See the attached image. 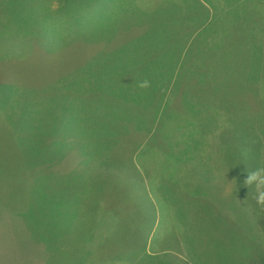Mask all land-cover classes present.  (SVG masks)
I'll return each mask as SVG.
<instances>
[{"label": "rangeland", "instance_id": "374dc122", "mask_svg": "<svg viewBox=\"0 0 264 264\" xmlns=\"http://www.w3.org/2000/svg\"><path fill=\"white\" fill-rule=\"evenodd\" d=\"M0 119V264H264V0H0Z\"/></svg>", "mask_w": 264, "mask_h": 264}, {"label": "trees", "instance_id": "16d2710c", "mask_svg": "<svg viewBox=\"0 0 264 264\" xmlns=\"http://www.w3.org/2000/svg\"><path fill=\"white\" fill-rule=\"evenodd\" d=\"M0 123L2 124V120L0 119ZM70 130V128L67 126V125H65V124H63V125H61V127L59 128V132H57V141L56 142H58L59 144H62L63 145V148H62V153L60 152V155H67V153L69 152V151H71V149H73V147H72V143L71 144H69L70 142H68L69 141V139L67 138L68 136H70V134H69V131ZM67 138V139H66ZM83 149H84V151H85V153H87L88 152V154H92V148L90 147V146H85V148L84 147H82ZM82 150V149H81ZM87 150V151H86ZM55 152H57V151H55ZM84 153V154H85ZM87 154V155H88ZM88 158V157H87ZM92 163H94V161H92ZM99 169H100V167H99ZM147 171H149V170H147ZM76 181V180H75ZM77 182L78 181H76V184H77ZM51 185V184H50ZM79 186V185H78ZM36 196H41V201H43V203H48L47 205H49L51 208V215H52V212H53V210H52V206H56V205H54V203H53V199L55 198L57 201L59 200V198H61V200H60V202H65L66 204H68V206H70L71 205V200H68L67 201V198H66V192H62V193H46V190H44V189H42V193H39V190L37 191V194H36ZM72 198V197H71ZM96 202V201H95ZM101 204V203H100ZM100 204H94V208L95 209H97L98 207H99V205ZM52 205V206H51ZM57 206H59V204L57 205ZM45 208V207H44ZM77 211H80V213H81V215H80V218H81V216H82V218H83V213H82V211H81V209H79V210H77ZM89 219H90V221H89V223L90 222H94L93 221V219L89 216ZM55 223V226L57 227V222L55 221L54 222ZM80 224V223H79ZM67 224H65V222H63L62 224H61V227L59 228V230L61 229V228H64V227H67L66 226ZM96 225V224H95ZM98 226V225H97ZM136 227L137 226H132V224H125L124 226H123V231L122 232H126L125 233V237L124 236H121V240L120 241H116V240H112V241H108L110 244H107V243H104V241H103V243H100L99 245H103V244H106L107 245V251H105V252H103V253H105V254H107V256H103V254H102V252H100L99 251V249H100V246H98L99 248H98V251H97V253L96 254H98L99 256L101 255V256H103L104 258V260H107V258L108 257H110V256H114L119 250H120V244H118V247H116L115 246V244H117L118 242L119 243H121L122 241H125L126 239H128V237H129V235L130 234H136V231H137V229H136ZM91 229L93 230L94 229V227H91ZM57 233L59 234V231L57 230ZM92 255H95V253L94 254H92Z\"/></svg>", "mask_w": 264, "mask_h": 264}, {"label": "crops", "instance_id": "0c3cea01", "mask_svg": "<svg viewBox=\"0 0 264 264\" xmlns=\"http://www.w3.org/2000/svg\"><path fill=\"white\" fill-rule=\"evenodd\" d=\"M219 121H218V129H217V133L219 134V129H220V127H219ZM156 160H155V164H156V170L158 171V177L160 176L161 177V175H163V177L164 178H167V177H171V183L172 184H175L176 183V181L177 180H175L176 178L175 177H179L176 173H179L180 172V168L182 167V164H181V166L179 167V164L176 162V160L174 159V158H172V159H169V158H166V157H164V158H162V160H161V158L159 159V158H155ZM162 163L164 164V166H165V169L162 167ZM139 168V167H138ZM149 170V172L150 171H153V170H151V169H148ZM170 170H171V172H170ZM200 173L201 174H203V170L200 168ZM185 171H183V173H184ZM181 173V172H180ZM175 176V177H174ZM143 177H144V180L147 182V179H148V177H147V175L143 172ZM173 179V180H172ZM194 180L196 181V182H198L199 180H198V178L195 176V178H194ZM199 183H201L200 181H199ZM202 184V183H201ZM214 184H216V181L215 182H213V185ZM146 185H147V187L149 188V185L146 183ZM198 185V184H197ZM184 189V188H183ZM196 201V200H195ZM134 224H132V226H133ZM156 225V224H155ZM135 226V225H134ZM169 254L172 256V255H177L178 257H176V256H173V258H175L174 260H176L175 262L174 261H166V264H174V263H177V262H179V261H177V259H180V260H182V259H190V260H192L193 261V263L194 264H199V262H197L196 261V259H193V258H191V257H189V254H188V252L186 251V257H182L181 255H180V253H170L169 252ZM156 255H162V254H159V253H151L150 251H147V250H145V251H142V252H140V253H138V255H136V256H131L127 251H123V252H117L114 256H111V257H108V258H111V259H115V260H123V261H121L122 262V264H124V263H128V262H135V264H139L142 260H144V259H149L148 257H154V256H156ZM170 255H168L169 256V258H172ZM167 256V257H168ZM124 260H126V262L124 261ZM130 260H133V261H130ZM169 260V259H168ZM118 262V261H117ZM116 263V262H115ZM110 264H112V262H110ZM144 264H152V263H148V262H145ZM153 264H157V263H153Z\"/></svg>", "mask_w": 264, "mask_h": 264}, {"label": "clouds", "instance_id": "9594fccd", "mask_svg": "<svg viewBox=\"0 0 264 264\" xmlns=\"http://www.w3.org/2000/svg\"><path fill=\"white\" fill-rule=\"evenodd\" d=\"M140 88H147L150 86V82L144 80L138 84ZM248 186H254L255 200L258 206L264 208V167H258L250 172L248 179L246 180ZM236 188H233L231 182L224 185V191L226 195H234Z\"/></svg>", "mask_w": 264, "mask_h": 264}]
</instances>
